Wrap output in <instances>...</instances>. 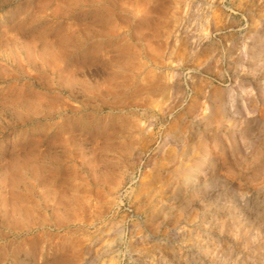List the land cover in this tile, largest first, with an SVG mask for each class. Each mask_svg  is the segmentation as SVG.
I'll list each match as a JSON object with an SVG mask.
<instances>
[{"label":"rangeland","instance_id":"obj_1","mask_svg":"<svg viewBox=\"0 0 264 264\" xmlns=\"http://www.w3.org/2000/svg\"><path fill=\"white\" fill-rule=\"evenodd\" d=\"M0 264H264V0H0Z\"/></svg>","mask_w":264,"mask_h":264},{"label":"bare ground","instance_id":"obj_2","mask_svg":"<svg viewBox=\"0 0 264 264\" xmlns=\"http://www.w3.org/2000/svg\"><path fill=\"white\" fill-rule=\"evenodd\" d=\"M88 258V257H87Z\"/></svg>","mask_w":264,"mask_h":264}]
</instances>
